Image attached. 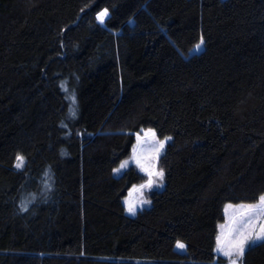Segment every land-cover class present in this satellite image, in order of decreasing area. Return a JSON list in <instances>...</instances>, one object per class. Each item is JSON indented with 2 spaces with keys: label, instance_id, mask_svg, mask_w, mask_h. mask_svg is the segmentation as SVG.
<instances>
[{
  "label": "trees",
  "instance_id": "16d2710c",
  "mask_svg": "<svg viewBox=\"0 0 264 264\" xmlns=\"http://www.w3.org/2000/svg\"><path fill=\"white\" fill-rule=\"evenodd\" d=\"M142 129L164 185L128 214ZM262 194L264 0H0V264H227L224 206Z\"/></svg>",
  "mask_w": 264,
  "mask_h": 264
},
{
  "label": "rangeland",
  "instance_id": "374dc122",
  "mask_svg": "<svg viewBox=\"0 0 264 264\" xmlns=\"http://www.w3.org/2000/svg\"><path fill=\"white\" fill-rule=\"evenodd\" d=\"M105 17L106 15L98 21L102 23ZM160 141L166 142L165 139H159L151 129H142L136 135L135 144L133 146L130 157L123 161L127 162L126 166L121 168L120 164L118 168H115L118 169V171H113L115 175H120L122 171L128 166H134L137 170L145 175V181L140 183L139 185L131 187L124 199L125 207H127L128 204H131L135 208V213L142 207L149 206V193L151 191L160 190L163 188V176L162 178L157 175H152L150 177L148 174L149 172H162L158 163L159 156L164 148L165 142L163 144V147H161L159 143ZM149 179L152 180L151 186H147ZM145 201L147 202L145 203ZM258 204L259 199L255 203H228L224 206V220L217 226V235L219 234L222 238V241L225 242V251L228 250L227 241L232 238V232L234 229L240 228L241 230H244L254 227L256 232L260 231V226L264 225V210L257 209L254 212L250 213L249 209H247L246 207H242L244 205ZM127 213L132 214L128 211ZM249 219L251 220V225L249 224ZM248 247L249 246L245 248V251ZM216 253L217 255L228 259L227 264H230L229 258L222 252L216 251ZM233 259H235V257H233ZM240 262L241 261H238L237 264H240Z\"/></svg>",
  "mask_w": 264,
  "mask_h": 264
},
{
  "label": "snow or ice",
  "instance_id": "6c2138e0",
  "mask_svg": "<svg viewBox=\"0 0 264 264\" xmlns=\"http://www.w3.org/2000/svg\"><path fill=\"white\" fill-rule=\"evenodd\" d=\"M105 15H107V10L99 13L97 15V19L101 20L102 17H104ZM202 43H203V39H201V42L195 46L196 49H199ZM73 103H75V97H73ZM169 139H171V138L170 137L165 138V140H169ZM164 142L165 141L159 142L161 147H163ZM16 161H17V163L15 164L16 168L19 169V168H22L24 166V157L22 155L17 154ZM126 163L127 162H122L121 168L125 167ZM113 171L117 172L118 169H113ZM148 174L150 177L152 175H157V176L162 178V176H163L162 172H159V173L149 172ZM151 184H152V180L149 179L147 186H151ZM146 202L147 201H145V203ZM226 207H228V206H226ZM242 207H246L247 209H249L250 213L254 212L257 209L264 210V194H262L259 197V204L258 205H244ZM26 210H27L26 205L22 204L21 211H26ZM126 211L134 214L135 208L131 204H128V206L126 207ZM249 224L251 225L250 219H249ZM258 241H264V225L260 226L259 232H256L254 227L244 229V230H241L240 228H236L232 232V238L227 241L228 250L225 251V242L222 241L221 236L218 234L216 237L217 247H216V249H214V251H220L225 256H227L230 260V264H237L238 261H241V264H242V257L244 255L245 248L247 246H251V245L257 243ZM176 247L183 250V249H185L186 246L181 242H177ZM233 257H235V259H233Z\"/></svg>",
  "mask_w": 264,
  "mask_h": 264
}]
</instances>
